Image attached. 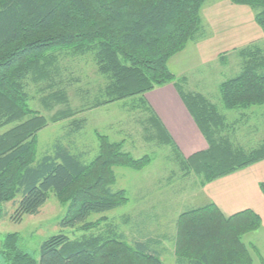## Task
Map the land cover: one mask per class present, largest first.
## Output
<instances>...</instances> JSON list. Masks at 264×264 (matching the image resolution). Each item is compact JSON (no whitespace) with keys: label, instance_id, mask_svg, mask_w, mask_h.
Returning <instances> with one entry per match:
<instances>
[{"label":"trees","instance_id":"obj_1","mask_svg":"<svg viewBox=\"0 0 264 264\" xmlns=\"http://www.w3.org/2000/svg\"><path fill=\"white\" fill-rule=\"evenodd\" d=\"M205 1L0 0V129L8 127L0 134V220L1 205H15L19 199L11 216L19 222L24 215H37L53 193L66 206L60 225L78 233L46 239L38 262L19 248L16 233L6 234L0 243L3 264H162L158 240L145 236L144 224L134 222L126 237L118 227L106 224V217L87 221L128 201L124 190L112 189L113 168L140 171L151 163L149 155L135 158L124 150L123 141L112 142L96 133L97 151L91 158L88 146L68 141L79 128L74 122L36 160L37 134L48 121L30 108L27 84L46 80L62 53L89 57L103 86L88 93L78 111L69 105V83L43 96L45 110L48 101L62 104L50 122L73 117L85 107L93 110L130 101L129 110L142 113L138 122L143 141L170 149L184 178L193 173L199 187L264 160V138L248 131L243 136L253 144L245 147L221 134L234 132L239 122L245 126L253 115L245 113L264 106V40L231 50L236 71L213 85L216 94L190 90L184 76L169 70V60L189 43L210 37L205 36L208 27L202 18ZM228 1L250 8L264 36V0ZM228 56L220 53L218 63L225 66ZM167 84L174 86L205 139V151L184 158L148 104L146 94ZM224 112L243 116L244 122L235 118L229 126ZM135 114L131 118L137 119ZM263 114L259 113L260 124ZM259 188L264 195V185ZM145 217L151 218L148 213ZM103 222L107 228L102 230ZM260 227V218L250 210L225 216L213 203L188 209L174 221L175 263L253 264L250 251L255 253L256 248L242 237Z\"/></svg>","mask_w":264,"mask_h":264},{"label":"rangeland","instance_id":"obj_2","mask_svg":"<svg viewBox=\"0 0 264 264\" xmlns=\"http://www.w3.org/2000/svg\"><path fill=\"white\" fill-rule=\"evenodd\" d=\"M218 1L220 0H206L204 3L202 18L208 27L205 36H211V31L204 15H208L211 6ZM224 1L228 2V0H221V2ZM228 55L225 66L218 63V60L201 66L200 56L194 51V44L189 43L184 51L169 60V70L175 75L182 73L181 76H184L186 82H189L187 87L190 90H202L216 94V88H212L213 85L217 84L218 80L230 78L229 76L236 71V58L231 50L228 51ZM50 70L53 72L50 71L51 74L49 73L50 76L46 80L27 84L30 108L39 111L48 121L47 126L37 134L36 160L48 152L58 138L66 135V132L75 125L74 122H79V128L77 134L70 136L68 141L79 147L81 145L88 146L87 148L91 151V158L95 156L97 151L96 133L107 135L112 142L123 141L124 150L130 152L135 158L149 155L151 163L140 171L113 168L115 184L112 189L124 190L128 201L121 208L111 210L102 216L91 215L87 221L94 222L100 217H106V224L118 227L126 237L130 235L132 229L130 225L134 222L144 224L145 236L158 240L159 249L162 251V264H176L173 255L174 221L178 214L188 209L200 207L197 196L200 188L198 186L199 178L192 173L186 180L170 149L157 146L156 142L146 143L143 141V127L138 122L143 119L140 117L142 113L130 111L127 107L132 104L130 101L108 104L93 110L85 107L84 112L76 113L73 117L55 123L50 122L49 120L55 115V112L62 108V104L55 100L48 101L45 105L49 109L45 110L41 104L43 96L46 97L50 93H55L64 86L63 84L69 83L66 89L69 105L78 111L77 109L81 108L80 105L85 102L83 101L84 97L88 93L94 94L97 87L103 86L102 79L96 74L95 67L89 57L74 58L69 53H62L58 62L54 63ZM128 110L130 114H128ZM263 111L264 106L258 109L252 108L245 113V115L253 114L245 122L243 116L236 118L235 113H222L229 126H232L230 123H233L235 118L246 124L243 126L239 122L236 124L234 132L230 129L221 134L229 135L231 142L234 141L241 146H252L253 143L245 141L243 135L250 131V133L255 134L254 137L264 138V127L260 126L264 124L259 123V113L263 114ZM134 113H136L134 117H138L137 119L131 118ZM262 116L264 117V114ZM7 129L8 127L0 129V134ZM18 200H15V205L13 202L1 205L0 243L6 234L16 233L19 237V248L38 262L40 246L46 239L58 234L70 238L74 234L76 235L77 232L71 228L60 225L61 219L65 215L66 206L61 204L58 197L53 193H49L46 202L41 206L37 215H24L19 222H14L11 220V216L14 214ZM147 213L150 214L151 218L145 217ZM144 219L147 221L144 222ZM100 227L102 230L107 228L104 222ZM259 230L247 233L242 237V241L247 246L253 245L256 248L255 253L250 251L253 264H264V232ZM0 264H3L1 259Z\"/></svg>","mask_w":264,"mask_h":264},{"label":"crops","instance_id":"obj_3","mask_svg":"<svg viewBox=\"0 0 264 264\" xmlns=\"http://www.w3.org/2000/svg\"><path fill=\"white\" fill-rule=\"evenodd\" d=\"M228 2L218 1L204 15L211 36L194 45L201 66L217 60L222 52L264 38L250 8ZM146 100L184 158L206 150L202 134L173 85L152 90L146 94ZM259 184L264 185V160L200 187L197 196L200 206L213 203L225 216L252 211L260 218V230L264 232V195Z\"/></svg>","mask_w":264,"mask_h":264}]
</instances>
